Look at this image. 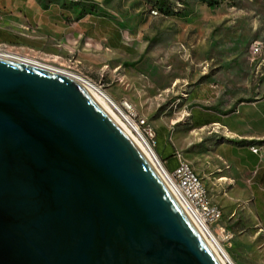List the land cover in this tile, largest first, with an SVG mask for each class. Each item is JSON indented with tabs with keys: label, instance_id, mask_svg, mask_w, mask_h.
I'll use <instances>...</instances> for the list:
<instances>
[{
	"label": "rangeland",
	"instance_id": "374dc122",
	"mask_svg": "<svg viewBox=\"0 0 264 264\" xmlns=\"http://www.w3.org/2000/svg\"><path fill=\"white\" fill-rule=\"evenodd\" d=\"M254 42L264 47V0H0L2 53L95 83L133 120L164 129L195 172L210 173L207 191L223 212L210 230L234 264H264L259 203L249 182L234 187L203 164L212 151L190 110L223 113L263 94Z\"/></svg>",
	"mask_w": 264,
	"mask_h": 264
},
{
	"label": "water",
	"instance_id": "95a60500",
	"mask_svg": "<svg viewBox=\"0 0 264 264\" xmlns=\"http://www.w3.org/2000/svg\"><path fill=\"white\" fill-rule=\"evenodd\" d=\"M0 264H221L102 99L0 56Z\"/></svg>",
	"mask_w": 264,
	"mask_h": 264
},
{
	"label": "crops",
	"instance_id": "0c3cea01",
	"mask_svg": "<svg viewBox=\"0 0 264 264\" xmlns=\"http://www.w3.org/2000/svg\"><path fill=\"white\" fill-rule=\"evenodd\" d=\"M259 91L263 94L229 107L223 113H219L215 107H194L190 110V116L194 127L202 130L196 138L205 141L203 149L207 148L208 141L209 150L212 151L211 157L204 154L203 164L207 162L209 168L213 166L215 178L219 181L228 179L234 187H246L249 182V186L254 189V202L259 203V207L254 208L264 225V199L259 200L260 197L255 195L260 189L264 196V144L259 142L264 141V81ZM211 125H218L219 131H206ZM157 134L163 139L161 153L165 155L169 152L170 148L164 149L165 145L171 146L176 153L164 129H159ZM165 163L167 167L175 166L177 160L173 157L165 160ZM196 172L208 190L213 185L208 177L210 173L202 169L201 165L196 166Z\"/></svg>",
	"mask_w": 264,
	"mask_h": 264
},
{
	"label": "built area",
	"instance_id": "2783aa9c",
	"mask_svg": "<svg viewBox=\"0 0 264 264\" xmlns=\"http://www.w3.org/2000/svg\"><path fill=\"white\" fill-rule=\"evenodd\" d=\"M254 50L256 51V55H261L263 57L264 61L263 44L261 42H255ZM135 121L136 125L139 126L141 130V135L147 140L150 147L156 146L154 131L151 126H148V120L137 118ZM175 157L177 166L173 171H170L165 161L160 159L161 157H158L162 173L167 181L166 184L168 183V187L170 189L172 188V193L182 205L188 216L210 230L211 226L217 224L221 220L220 216H218V210L211 205L210 195H204V184H197L190 172H187L183 156L176 152Z\"/></svg>",
	"mask_w": 264,
	"mask_h": 264
},
{
	"label": "bare ground",
	"instance_id": "6f19581e",
	"mask_svg": "<svg viewBox=\"0 0 264 264\" xmlns=\"http://www.w3.org/2000/svg\"><path fill=\"white\" fill-rule=\"evenodd\" d=\"M255 43V42H254ZM252 47V46H251ZM252 49V48H251ZM255 44L253 45V52L256 54ZM0 56H9L5 53H2L0 51ZM13 57V56H10ZM17 58V57H16ZM19 60H24L17 58ZM263 61V60H262ZM31 62V61H27ZM33 63V62H31ZM261 66L264 67V61L261 63ZM63 73V72H62ZM64 74H67L64 73ZM71 77H77L74 78L77 82L83 84L87 88H89L92 92H94L96 95H98L102 101L106 104V106L109 108V110L116 116L117 119L120 120L124 128L127 130V132L130 134V136L133 138V140L138 144V146L143 150L149 161L152 163L158 174L162 177L164 182L166 183V179L164 177V174L162 173L161 167H160V161L158 157L156 156L153 149L148 144L147 140L144 139V137L141 135V130L139 129V126L136 125V121L131 119L108 95L105 94L104 91L100 89L99 86H97L95 83H92L91 81L85 79L84 77L78 76V75H71ZM82 80V81H81ZM140 119H146V118H140ZM148 126H151L148 122ZM152 130L154 131V128L151 126ZM154 139H156V133L154 131ZM184 161V160H183ZM187 172H190L192 177L195 179L197 184H204L201 177L198 176V174L194 171V169L186 162L184 161ZM168 184V183H167ZM168 186V185H167ZM205 186V185H204ZM170 189V188H169ZM172 192V188L170 189ZM204 195H209L207 188L205 186L204 188ZM211 205L216 207L218 210V216L222 218L223 212L222 209L211 200ZM193 223L197 227V229L200 231L201 235L203 236L204 240L208 244V246L211 248L217 259L221 264H234L233 261L230 259V257L226 254L216 237L213 235L212 231L209 230L207 227L200 225L198 222L193 220Z\"/></svg>",
	"mask_w": 264,
	"mask_h": 264
},
{
	"label": "trees",
	"instance_id": "16d2710c",
	"mask_svg": "<svg viewBox=\"0 0 264 264\" xmlns=\"http://www.w3.org/2000/svg\"><path fill=\"white\" fill-rule=\"evenodd\" d=\"M208 4L210 5L211 3H208ZM162 146H163V139H161L159 135L156 133V152L160 155L161 159L165 161L167 159H170L176 156V153L172 151V148L169 145L164 146V149H167V148L168 149L170 148V149H169V152L163 155L161 153Z\"/></svg>",
	"mask_w": 264,
	"mask_h": 264
}]
</instances>
